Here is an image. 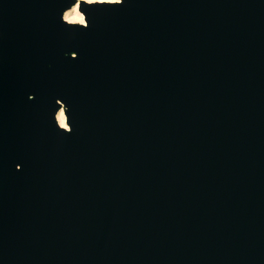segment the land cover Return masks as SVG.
<instances>
[{"label":"water","instance_id":"water-1","mask_svg":"<svg viewBox=\"0 0 264 264\" xmlns=\"http://www.w3.org/2000/svg\"><path fill=\"white\" fill-rule=\"evenodd\" d=\"M75 1L0 0V264H264V0Z\"/></svg>","mask_w":264,"mask_h":264},{"label":"bare ground","instance_id":"bare-ground-1","mask_svg":"<svg viewBox=\"0 0 264 264\" xmlns=\"http://www.w3.org/2000/svg\"><path fill=\"white\" fill-rule=\"evenodd\" d=\"M79 1L80 0H76L74 4H72L70 7H68L67 9L64 10L63 12V18L65 20H68V21H76V22H81L80 20H76V19H70V15H75L76 12H79L81 16H83L82 12L79 10ZM85 1H101V0H85ZM81 23H84V17H83V22ZM56 119L58 121V123L61 125V126H66V123H65V117H64V113H63V110L62 108H60L57 113H56Z\"/></svg>","mask_w":264,"mask_h":264},{"label":"clouds","instance_id":"clouds-1","mask_svg":"<svg viewBox=\"0 0 264 264\" xmlns=\"http://www.w3.org/2000/svg\"><path fill=\"white\" fill-rule=\"evenodd\" d=\"M69 18L70 19L80 20L81 22H83V16H81L79 12H76V14L74 16L73 15H70Z\"/></svg>","mask_w":264,"mask_h":264}]
</instances>
